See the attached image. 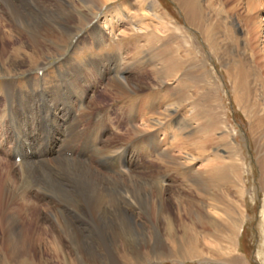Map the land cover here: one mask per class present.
Segmentation results:
<instances>
[{
  "label": "rangeland",
  "instance_id": "rangeland-1",
  "mask_svg": "<svg viewBox=\"0 0 264 264\" xmlns=\"http://www.w3.org/2000/svg\"><path fill=\"white\" fill-rule=\"evenodd\" d=\"M62 3L68 20L61 26L69 33L48 38L49 32L40 28V23H54L52 15L56 17ZM93 3L0 0V55H4L3 61H9L6 70L0 72V109L7 104L8 79L17 93L33 95L34 91L50 92L58 85L65 86L59 84L61 74L72 66L96 71L87 83L86 106L80 108L74 97L73 113L85 123H107L99 147L125 144L128 151L122 163L109 158L106 165L94 148L88 149L87 155L82 153L83 143L79 141L70 146L76 154L70 156L69 164L83 160L89 168L113 177L123 168L138 180L141 196L131 203L132 207L123 202L120 208L121 215L132 214L137 224L130 219L129 225L124 223L126 227L119 225L115 216L108 214L101 233L105 244L101 246L95 238H100L101 230L89 231L86 237L92 241V253L82 258L79 249L68 242L64 258H70L69 264L71 260L76 264H264V0ZM34 38L42 42V52H36ZM28 54L38 56L35 66L23 62ZM2 66L0 57V70ZM100 67L106 70L103 76ZM118 69L135 89L123 98L108 87ZM132 106L134 112L130 113ZM119 110L121 133L128 143L113 133V116ZM104 111H109L105 118ZM135 126L138 136L130 132ZM51 127L45 129L61 138L59 128L54 123ZM11 133L5 134L9 142L0 149V171L8 169V174L17 178ZM47 143L45 137V145L32 151L46 149L51 160L56 154ZM57 162L66 165L61 158ZM1 176L0 172V185L5 179ZM156 182L166 191L162 196ZM40 185L46 188L45 183ZM17 186L18 182L11 185L13 189ZM60 188L48 189L45 196L33 190L27 197L35 200L38 196L43 200L40 204L55 205L66 198L65 188ZM0 197L1 231L5 227L3 210L12 200L1 190ZM190 206L200 209L198 215H186ZM44 217L53 223L50 214ZM163 218L171 220L172 231L178 236L169 235ZM182 220L187 226L194 225L203 236L193 254L180 239ZM179 247L182 250L177 256ZM43 260L46 264L64 263L53 253ZM4 261L0 253V264ZM17 261L11 264L41 263L38 258L35 262L27 258Z\"/></svg>",
  "mask_w": 264,
  "mask_h": 264
},
{
  "label": "bare ground",
  "instance_id": "bare-ground-1",
  "mask_svg": "<svg viewBox=\"0 0 264 264\" xmlns=\"http://www.w3.org/2000/svg\"><path fill=\"white\" fill-rule=\"evenodd\" d=\"M81 1L89 4V6L94 4V0ZM182 7L190 18L191 14L188 11L186 4L182 3ZM58 9L59 10L56 11L58 12L56 13V17L54 14L52 15V19H56L57 21L53 20L54 23H52V21L50 23H40V28L42 27L43 30L49 32L47 34L48 38L49 36H56L54 35L55 33H59L63 37L67 36L69 33L63 28V26H61L63 24L62 22H67L68 20V16H66L64 11L66 10L65 4L63 5L62 3ZM60 19L65 21H60L58 23ZM189 22L191 24L194 23V21ZM262 24L264 26V23H261V26ZM98 34H100V32ZM102 36L103 35L100 37ZM35 39L37 38H34V41H36L35 46L38 48L36 52H42L41 49H39L42 42H38L39 39ZM13 55V58L16 61V58H18L17 53ZM0 57L3 62V66L0 70L2 73L8 67L9 61H3L4 55L2 54ZM37 58L38 56L35 54H28L23 62H28L29 64L35 66L38 63ZM102 68L100 67L98 70L101 71V75L103 76L106 70L103 72L101 70ZM114 69H116V66ZM94 72H92L88 67L83 68L82 66H72L65 74H61L62 77L59 84H65L66 87L58 85L57 88L55 87V90L53 89L50 92L44 89L42 92L34 91L33 95H29L30 93H17L14 90L13 83L9 79L8 82H5V86L7 88V97H5L7 98V104L5 103L3 105V108H1L3 110L0 109V149L3 144L9 142L5 139V134L12 132L11 137L14 148L13 152L11 149L10 150L16 160L15 165L17 166L18 172H15L17 173L18 180H16V177L14 178L8 174V169L0 171L2 175L1 178H5L0 185V187L2 186V188H0L1 193L3 195H7L8 198L11 197L10 199L12 200V204H8V209L4 208L3 210L4 216L2 223L5 226V229L2 227L3 229L0 231V235L2 237L0 243V253L3 254V257L5 256L3 264H11V262L15 260L18 262V259L21 260L23 258L30 259L31 261L38 258L39 262H41L40 264H46L43 259L47 254L49 255L51 253H53L57 259L62 257L64 263L62 261L61 264H69L67 261L70 258H64L68 254H66L67 251L65 252V246L68 242L79 249L82 258L88 253H92V241L86 237L89 231L99 232L101 230V232H99L100 238L99 235H97L98 237L96 235L94 236H96L95 238L97 240L99 239L100 244L102 243L101 246L105 244L104 237L101 233L105 231L103 228L108 214L115 216V223H119V225L125 226L124 223L129 225L130 219L133 224H137V222L134 221L132 214H126L123 216L120 213V208L123 205V202H127L126 207L128 205L132 207L131 203H134L137 197L141 194L139 193L140 191L137 186L138 180L136 175H133L130 171H123V168L120 167L121 170H116L117 172H115L116 174L114 177L106 176L100 171H95L89 168V166L85 165V163H82L83 160L77 162V164H72L73 166L69 164L70 160H72L70 159V156H74V154H76L72 151L70 146H74L79 141L83 143L81 146L83 152H81L87 155V150L89 149V151H91V149L94 148V152L97 153V156L99 160H101L102 164H104L109 158L113 159V161L114 159H117V161H121L122 159V161H124L123 158L128 151L125 144H118L119 146L117 145L114 147L112 144L105 145L104 148L99 147V144L102 142V128H104V124L106 126L107 123H92L90 121L85 123L83 121L84 118H79L73 113L74 102L72 99L74 97L77 99L76 101L80 108L84 106L87 83H89L90 79L95 76H93ZM120 74L122 73H120L118 69L113 79L109 82L108 87L110 86L109 89L111 88L113 91H116L118 97L123 98L132 91H135V89L132 87L133 85L130 84L127 79H124L123 75ZM157 74L160 73L157 72ZM81 83H84L85 86L81 85ZM148 100H146L147 104L149 103ZM146 102L144 104H146ZM152 105L153 103L151 102L150 106L152 107ZM120 111L121 110H119V112L117 111L118 115L116 114V116L114 115L115 117L113 116L116 120L113 133L115 136L124 137V133H121L122 117L119 114ZM108 112L109 111H104V118L108 115ZM129 112H134V106L130 107ZM99 119L102 121V118ZM52 123H54L56 128L58 127L59 131H61V138H55V133L49 132L51 133L49 134L47 132L49 128L45 129L46 126L52 128ZM157 123V126L160 125L159 121ZM81 126L84 127V130H80ZM137 129V126L130 129L132 136H138L140 134ZM128 134L129 133H127V135ZM45 137H48V147H52L51 153L53 152V154H56V157L51 160L47 158L49 155L44 147L43 150L45 149V152L38 151L37 153H34L32 151L34 148L35 150H38L39 148H42L41 146L45 145L43 144ZM129 139L131 140V137ZM124 140L128 143L126 138ZM17 157L21 158L20 161L17 160ZM78 157L80 158L81 155ZM58 158H61V161H63L66 165L62 166L63 163L59 165V162H57ZM122 161L120 163H122ZM114 162H116V160ZM114 167L116 166L114 165ZM118 168L119 167L115 169ZM17 182L19 187L17 186V188L13 189L11 185L16 184ZM44 183L46 188H42L40 185ZM156 186L159 192L158 195L162 196L166 191L159 182H156ZM57 187H61L60 189L63 187L65 188L66 198L57 202L55 205L40 204V201L43 200L41 198L39 199L38 196H36L37 198L35 200H31L27 197V193L33 190L41 191V193L45 196L49 193L48 189H58ZM189 208V211L186 210L185 212L186 215L190 218L194 216V214L198 215L200 209H194L191 206ZM37 211L38 213L36 214ZM45 213L52 216L53 223H50L47 219H45ZM164 220L166 223V229L169 230V235L171 237H176L177 232L175 235L174 231H172L173 224L171 220L169 218H165ZM183 220L180 225L183 239H180L182 241L185 240L183 241V247L185 245L188 248L187 250L190 251L189 253L193 254L200 245L203 236L198 235L193 228L194 225L192 227L190 225L187 226L183 223ZM200 221L201 224L203 221ZM204 227L207 228L206 225ZM108 240H110V238ZM180 248L182 247L176 249L177 256L182 250ZM71 261V264H76L73 260ZM229 263L234 264L233 261Z\"/></svg>",
  "mask_w": 264,
  "mask_h": 264
}]
</instances>
